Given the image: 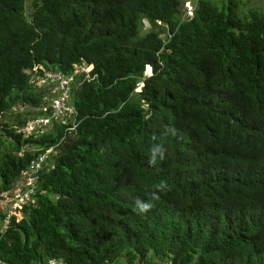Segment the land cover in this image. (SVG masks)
<instances>
[{
	"label": "trees",
	"instance_id": "trees-1",
	"mask_svg": "<svg viewBox=\"0 0 264 264\" xmlns=\"http://www.w3.org/2000/svg\"><path fill=\"white\" fill-rule=\"evenodd\" d=\"M83 63L77 128L17 133L34 115L16 109L44 103L27 69ZM0 118V193L55 147L0 238L6 264H264V8L0 0Z\"/></svg>",
	"mask_w": 264,
	"mask_h": 264
},
{
	"label": "built area",
	"instance_id": "built-area-1",
	"mask_svg": "<svg viewBox=\"0 0 264 264\" xmlns=\"http://www.w3.org/2000/svg\"><path fill=\"white\" fill-rule=\"evenodd\" d=\"M197 3L198 0H185L186 14L189 17L194 16ZM27 72L31 76V81L43 93L44 103L40 106L24 104L16 109L15 114L31 112L34 115L21 126H18V120L13 122L16 132L21 133L22 137H28L34 132L45 133L52 130L57 121L62 120L69 125L72 133L80 122L77 117L78 110L74 107L71 97L72 87L78 85L81 75L86 76L88 80L93 78L87 64L74 65L73 70L66 76L43 66L29 68ZM148 73H151V70ZM2 128H4V125L2 118H0V131ZM54 150L55 147L45 148L37 156L28 171L24 172L22 181H17L11 190L0 193V207H3V209H0L5 213V218L0 227V238L8 228L11 218L16 216L20 220L23 217L24 207L34 202V195L37 192V174ZM24 152L26 151L22 149L19 156H22ZM0 264L6 263L0 258ZM53 264L59 263L54 261Z\"/></svg>",
	"mask_w": 264,
	"mask_h": 264
},
{
	"label": "clouds",
	"instance_id": "clouds-1",
	"mask_svg": "<svg viewBox=\"0 0 264 264\" xmlns=\"http://www.w3.org/2000/svg\"><path fill=\"white\" fill-rule=\"evenodd\" d=\"M146 69H147V67H146ZM157 155H159L161 159L163 158V149L160 145H154L153 146L151 159L149 160V164L154 165L156 163ZM155 187L158 191H164L167 188V185H166V183L161 182L160 184L155 185ZM158 198L159 197H158L157 193L152 194V200L153 201L158 199ZM136 206H137V209L140 213H145V212L151 210V208L154 207V204L151 202H142L140 200H137Z\"/></svg>",
	"mask_w": 264,
	"mask_h": 264
},
{
	"label": "rangeland",
	"instance_id": "rangeland-1",
	"mask_svg": "<svg viewBox=\"0 0 264 264\" xmlns=\"http://www.w3.org/2000/svg\"><path fill=\"white\" fill-rule=\"evenodd\" d=\"M242 2H248L251 6H259L260 8H264V0H241ZM186 5V4H185ZM28 11H30V8L28 9ZM242 12V14H244L245 12H246V10L245 9H243V10H241ZM145 73H147V71H146V69H145ZM137 90H139L138 88H137ZM24 115H26V113L25 112H23L22 113V117L24 116ZM0 208H2L3 209V207H0ZM52 264H53V262H52Z\"/></svg>",
	"mask_w": 264,
	"mask_h": 264
},
{
	"label": "water",
	"instance_id": "water-1",
	"mask_svg": "<svg viewBox=\"0 0 264 264\" xmlns=\"http://www.w3.org/2000/svg\"><path fill=\"white\" fill-rule=\"evenodd\" d=\"M148 69H150L149 67H147V69H146V71H147V73H148ZM151 70V69H150Z\"/></svg>",
	"mask_w": 264,
	"mask_h": 264
},
{
	"label": "bare ground",
	"instance_id": "bare-ground-1",
	"mask_svg": "<svg viewBox=\"0 0 264 264\" xmlns=\"http://www.w3.org/2000/svg\"><path fill=\"white\" fill-rule=\"evenodd\" d=\"M150 70H148V72H149Z\"/></svg>",
	"mask_w": 264,
	"mask_h": 264
}]
</instances>
